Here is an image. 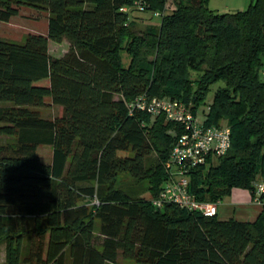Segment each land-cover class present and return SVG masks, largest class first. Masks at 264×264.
Masks as SVG:
<instances>
[{
  "label": "trees",
  "instance_id": "trees-1",
  "mask_svg": "<svg viewBox=\"0 0 264 264\" xmlns=\"http://www.w3.org/2000/svg\"><path fill=\"white\" fill-rule=\"evenodd\" d=\"M137 0H0V24L28 6L49 14L46 35L0 41V243L5 264H264V207L252 223L226 222L117 187L148 180L155 199L180 128L126 105L146 94L194 113L210 88L206 126L229 127L231 148L192 171L188 191L222 202L264 184V0L217 14L209 0H171L157 25L134 31ZM155 19L168 0H143ZM67 42L60 58L49 42ZM59 107L42 119L35 109ZM51 148L49 164L38 149ZM120 154H128L121 156ZM158 164L147 174L145 160ZM264 200V195L261 196ZM99 223L95 233V223Z\"/></svg>",
  "mask_w": 264,
  "mask_h": 264
},
{
  "label": "built area",
  "instance_id": "built-area-1",
  "mask_svg": "<svg viewBox=\"0 0 264 264\" xmlns=\"http://www.w3.org/2000/svg\"><path fill=\"white\" fill-rule=\"evenodd\" d=\"M148 5L143 0L135 1L131 7L120 9L122 13L132 10L143 13ZM155 12L154 17L164 15ZM129 115L141 112L151 117L163 116L166 122L180 128V134H174L175 141L165 164L166 180L158 196L151 201L156 210H163L166 205L196 212L204 217H216L221 202H199L188 191V176L199 167L207 164L209 158L224 156L231 148L229 127L206 126L191 109L178 100L159 99L146 94L137 96L126 105ZM264 184L255 185L254 201L264 207Z\"/></svg>",
  "mask_w": 264,
  "mask_h": 264
},
{
  "label": "rangeland",
  "instance_id": "rangeland-1",
  "mask_svg": "<svg viewBox=\"0 0 264 264\" xmlns=\"http://www.w3.org/2000/svg\"><path fill=\"white\" fill-rule=\"evenodd\" d=\"M170 1L166 2V7L164 9L165 15L171 13ZM251 4V0H209L208 8L217 14H226L230 12L240 11L244 12L248 10ZM147 15V16H146ZM133 20L135 21L134 31L136 33H143L146 30V26L157 25L159 19H152L150 15L146 13L133 12ZM49 20V14L40 9H35L28 6H21L18 8V15L12 18L8 23L0 24V41L8 42L13 44H22L29 35H46L47 24ZM69 46L67 42H62L56 44L49 42V55L54 58H60L68 50ZM222 84H215L210 88L208 92L205 103L199 107L198 111L201 112L207 108V105L212 101L214 91ZM10 106L9 104H0V108H5ZM42 119L54 120L62 114V110L59 107H49V108H38L35 109ZM199 117V115H197ZM200 118V117H199ZM167 123V122H166ZM16 145L15 138L1 137L0 138V148L1 147H14ZM41 161L45 164L50 163L51 159V148L44 146L38 149ZM121 156H126L128 154H120ZM158 164V158L153 155L145 160V170L148 176L153 174L156 170ZM165 168V164H164ZM117 187L124 191L133 200H146L152 201V196L150 192V184L148 180L139 181L131 178L127 174H120L117 179ZM226 202L229 200L226 199ZM99 223H95V233H98ZM119 262L124 264H135L132 260ZM0 264H5V245L0 243ZM65 264H70L68 256H66Z\"/></svg>",
  "mask_w": 264,
  "mask_h": 264
},
{
  "label": "crops",
  "instance_id": "crops-1",
  "mask_svg": "<svg viewBox=\"0 0 264 264\" xmlns=\"http://www.w3.org/2000/svg\"><path fill=\"white\" fill-rule=\"evenodd\" d=\"M173 8L174 6L170 1V9L173 10ZM206 111L207 108L205 110H202L201 112L196 111L194 113L196 115H199V119L204 122L207 114ZM226 199L229 200V202H226ZM262 210L263 207H261L254 201L253 196H251L248 191L233 189L231 191V195L221 202L218 219L222 222L233 219L237 222L252 223L258 218Z\"/></svg>",
  "mask_w": 264,
  "mask_h": 264
}]
</instances>
